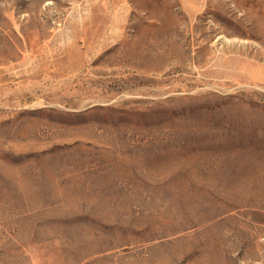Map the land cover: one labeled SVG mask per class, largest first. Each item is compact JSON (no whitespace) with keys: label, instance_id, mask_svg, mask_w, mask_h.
Wrapping results in <instances>:
<instances>
[{"label":"rangeland","instance_id":"obj_1","mask_svg":"<svg viewBox=\"0 0 264 264\" xmlns=\"http://www.w3.org/2000/svg\"><path fill=\"white\" fill-rule=\"evenodd\" d=\"M0 264H264V0H0Z\"/></svg>","mask_w":264,"mask_h":264}]
</instances>
